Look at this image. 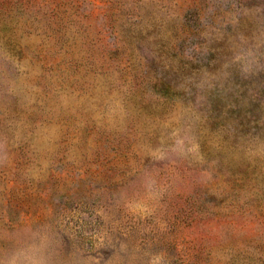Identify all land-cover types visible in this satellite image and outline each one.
I'll list each match as a JSON object with an SVG mask.
<instances>
[{"label":"rangeland","instance_id":"obj_1","mask_svg":"<svg viewBox=\"0 0 264 264\" xmlns=\"http://www.w3.org/2000/svg\"><path fill=\"white\" fill-rule=\"evenodd\" d=\"M0 264H264V0H0Z\"/></svg>","mask_w":264,"mask_h":264}]
</instances>
